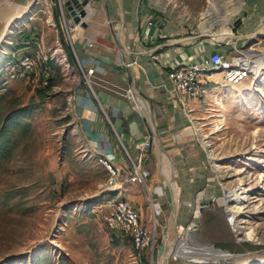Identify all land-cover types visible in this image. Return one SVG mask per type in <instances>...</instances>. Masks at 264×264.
Listing matches in <instances>:
<instances>
[{
    "label": "rangeland",
    "instance_id": "rangeland-1",
    "mask_svg": "<svg viewBox=\"0 0 264 264\" xmlns=\"http://www.w3.org/2000/svg\"><path fill=\"white\" fill-rule=\"evenodd\" d=\"M148 1L160 14L185 17L192 28L199 23L208 32L217 22L204 12L221 5L234 31L248 33L242 45L259 63L236 83H224L222 72L211 77L217 81L202 101L203 117L194 118L213 191L198 202H181L178 223L184 226L178 236L225 253L188 258L173 249L167 264H264V0ZM60 4L34 0L12 19L0 41V264H159L169 239L171 205L156 217L149 214L158 238L141 252L128 234L103 219L116 196L106 167L84 143L81 127L75 129L77 88L89 85L72 66ZM85 6L89 16L91 6ZM39 42L53 69L46 86L14 74L15 61L24 52H37ZM61 42L72 71L56 59ZM156 176L154 182L162 183L160 172ZM230 189L238 190L239 201L233 195L226 200ZM156 190L162 193L163 186Z\"/></svg>",
    "mask_w": 264,
    "mask_h": 264
},
{
    "label": "crops",
    "instance_id": "crops-1",
    "mask_svg": "<svg viewBox=\"0 0 264 264\" xmlns=\"http://www.w3.org/2000/svg\"><path fill=\"white\" fill-rule=\"evenodd\" d=\"M121 2L124 12L119 0H89L91 11L84 19L86 23L75 27L74 46L70 49L72 60L96 64L99 68L93 86L77 88L75 129L81 127L84 143L96 158L99 154H107L122 167L120 180L109 187L116 197L130 199L140 211L142 220L148 223L149 214L156 217V213L146 191L127 178L132 158L137 159L144 151L143 163L152 170L150 185L163 186V192L158 195L162 210L170 205L172 208L174 199L154 129L160 135L164 152L174 162L179 211L181 202H198L213 191L205 169V152L194 129V118L203 117L204 98L184 100L170 90L167 84L170 63L201 59L212 48L231 51L233 45H242V40H247L248 33L236 27L234 36L219 38L205 31L199 23L198 29L192 28L185 17L176 20L166 11L160 14L148 0ZM32 3L34 0H0V33L9 30L8 18L15 11H23ZM123 16L125 45L120 41L118 27ZM49 20L53 25L52 15ZM18 26L22 30L20 24ZM221 72L209 73L210 79ZM130 86L152 111L154 128L148 110L143 106L141 113L127 94ZM148 136L153 140L152 145L143 148V140ZM157 172H160L162 183L154 182ZM183 215L180 219L186 221Z\"/></svg>",
    "mask_w": 264,
    "mask_h": 264
},
{
    "label": "built area",
    "instance_id": "built-area-1",
    "mask_svg": "<svg viewBox=\"0 0 264 264\" xmlns=\"http://www.w3.org/2000/svg\"><path fill=\"white\" fill-rule=\"evenodd\" d=\"M86 3L89 4V0ZM60 6L62 12L60 23L64 30L65 27L67 29L65 30L66 42L74 46L75 27L82 24L87 13L81 15L80 19L77 21L74 18V14L70 12L66 0H61ZM74 7L76 8V12L80 14L79 8L76 5H74ZM55 26H57V23ZM232 27L234 28L235 26ZM226 37L223 38L225 39ZM61 46L69 62V66L67 67L69 71H72V63L69 59L68 49L62 43ZM42 47L43 45L39 42V49L37 52L22 53L21 57L18 58L14 64V74L19 77L27 78L28 81L35 86L48 85L53 75V69L48 61L49 55L41 52ZM56 59L63 64L65 63L58 53ZM252 62L253 59L248 54V47H243V45L235 44L232 50L228 52H224L220 48H212L208 53L204 54L201 59L178 60L170 63L167 84L174 94L177 96L179 94L180 98L184 100L196 97L205 98L211 88L212 81H217L210 79L209 73L215 70H221L223 72L222 78L224 83H236L246 77L250 72L254 71ZM72 66H77L79 68L80 77L84 79V83L93 86L96 81L97 71L99 70L96 64L88 65L78 59ZM127 94L134 101L135 107L138 108L141 113L144 112V108L138 105L139 100L132 86L128 88ZM152 142L151 136L146 137L142 143L143 148L152 145ZM143 154L144 151L140 153L137 159H131L127 169V178L128 180L138 182L144 186L154 206V213H158L162 210V205L158 197L160 192L156 190L158 184L154 186L150 185L149 177L152 170L143 163ZM97 158L108 170V186L114 187L120 180L119 177L122 172V167L107 154H99ZM154 192L156 194H154ZM200 206H202V204ZM102 216L106 224L116 230V232L128 234L134 248L138 252L156 243V228H153L142 220L140 211L127 197L121 195L115 197L114 200L110 202L109 207L103 211Z\"/></svg>",
    "mask_w": 264,
    "mask_h": 264
},
{
    "label": "bare ground",
    "instance_id": "bare-ground-1",
    "mask_svg": "<svg viewBox=\"0 0 264 264\" xmlns=\"http://www.w3.org/2000/svg\"><path fill=\"white\" fill-rule=\"evenodd\" d=\"M29 7H26L25 9L23 8L24 9L23 11L22 10L19 11V12L15 11L10 16V18H8L7 27H8V25H10V23L12 22V19L15 16L22 15V14L26 13L29 10ZM204 13L207 14L208 16L212 17L213 19H215V21L217 22V26L214 29H212V32L215 35H220V36H218L219 38H223V37H226V36H234V33H235L234 28L232 27V25L227 23L228 11L226 9H224L221 5H211L205 10ZM232 30H233L234 33H232ZM4 33H5V30L2 31V33H0V41L2 40V38L4 36ZM56 51L60 55V57L65 61L64 64L69 66V62H68V60L66 58L65 52L62 49L61 44L57 47ZM249 51L250 50H248V52ZM254 59H256V57H253V62H252V68L253 69L255 68V66H259V63L257 61H255ZM259 71H260V69L258 70V72ZM254 72H255V69H254ZM138 100H139L138 101V105L139 106H142V107L146 106V105H144L146 103H145V101L143 99L141 100V98L140 99L138 98ZM205 144H210V143L208 141ZM164 162H165L164 163L165 167L167 168V177L170 180V182L172 184V187H173L174 197H175L176 200H178V193H177V191L175 189V186H174L175 177L173 179L171 178V170L174 167V165L172 164L173 161L169 158L168 155H165ZM158 186H162V185L158 184L157 187ZM157 187H156V189H157ZM237 192H238L237 189H230V191H228V193L226 195V200L231 195H233L234 197H237V200L239 201V199H240L239 197H240L241 194L239 192L238 193ZM245 197L246 196L243 195L241 197V199L243 200ZM237 215L238 214L236 213V211H232L231 218H233V220H235ZM183 226L184 225H179V227L177 229H175L173 227H170V229H169L170 236H169V239H168V247H170L171 251L173 249H175V251L177 252V255H182V256L190 258V257L199 256L201 254L211 253V252L216 253V254H220V255L225 253L223 250L216 249L215 247H213L210 244H207V245H204V244L192 245V244L189 243V240H184V239L180 238L178 236V233H180V230L183 228ZM185 239H186V237H185ZM173 255H175V254L173 253Z\"/></svg>",
    "mask_w": 264,
    "mask_h": 264
},
{
    "label": "water",
    "instance_id": "water-1",
    "mask_svg": "<svg viewBox=\"0 0 264 264\" xmlns=\"http://www.w3.org/2000/svg\"><path fill=\"white\" fill-rule=\"evenodd\" d=\"M88 0H66V4L68 6V8L70 9V12L72 14H74V18L75 20H79L81 15H85L87 13V10L84 6V4L87 2ZM120 6L122 8V11L124 12L123 6H122V2L121 0H119ZM74 5H76L79 10H80V14H78L76 12V8L74 7ZM83 23H86L85 20L82 21ZM119 37H120V41L122 42L123 45H125V40H124V16L123 19L121 20L120 24H119ZM248 50H251L248 48ZM145 108L148 110V114H149V120L151 125L153 126V128L155 127L154 125V117L152 115V111L150 110V108L148 106H145ZM154 134H155V140L157 141V146L159 148V152L160 154L165 157L166 153L164 152V148L162 146L161 143V138L160 135L158 134V132L156 131V129H154ZM172 164L174 165V163L172 162ZM171 178L173 179V169L171 170ZM169 180V179H168ZM169 183L171 184L170 180ZM172 186V184H171ZM173 188V187H172ZM173 202H172V213H171V220H170V227H173L175 229H177L179 227V224L177 222V214L179 211V207H178V201L175 199V197L173 196ZM170 236V232L168 231V237ZM173 254V252L170 250V247H168V243H166V248H165V252L162 255L160 264H167L169 261L170 256Z\"/></svg>",
    "mask_w": 264,
    "mask_h": 264
}]
</instances>
